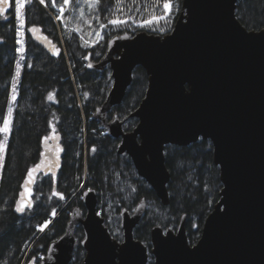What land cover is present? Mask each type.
<instances>
[{"label": "water", "instance_id": "95a60500", "mask_svg": "<svg viewBox=\"0 0 264 264\" xmlns=\"http://www.w3.org/2000/svg\"><path fill=\"white\" fill-rule=\"evenodd\" d=\"M13 1L0 16L10 12ZM238 1L182 0L169 34H117L98 62L90 55L85 60L88 70L109 68L112 77L92 119L109 137L121 139L117 154L130 158L162 206L170 203L165 147L210 141L222 187L198 241L189 243L183 214L175 230L151 228L148 252L134 235L147 209L142 198L133 211H120L118 242L98 213L96 191L86 189L81 197L85 214L73 207L63 234L48 245L45 256L39 261L32 256L26 264H70L77 247L85 251L81 264H148L149 255L154 264H264V28L242 26L236 16ZM26 33L50 57L63 53L42 27L30 26ZM136 68L145 72L147 89L130 115L137 119L136 127L125 132L117 115L108 120V113L121 105ZM56 134L59 140L41 139L39 160L28 168L40 165L31 183H25V173L13 207L19 217L33 209L39 177H51L52 196L64 199L53 195V190L60 193L57 180L64 154L62 135ZM49 161L56 166L49 168ZM18 201L32 206L16 211ZM78 228L81 240L75 235Z\"/></svg>", "mask_w": 264, "mask_h": 264}, {"label": "trees", "instance_id": "16d2710c", "mask_svg": "<svg viewBox=\"0 0 264 264\" xmlns=\"http://www.w3.org/2000/svg\"><path fill=\"white\" fill-rule=\"evenodd\" d=\"M164 2L99 0L84 19L76 16L79 2L71 0L65 7V27L60 30L62 47L57 39L56 25L47 12L52 10L51 0H45L43 5L38 0H32L31 4L26 0L23 8L25 30L33 25L42 27L43 32L63 48L58 58L50 57L27 33L24 51H17L14 13L10 11L0 16V126L7 116L12 82L17 64L20 65L12 131L6 139L5 167L0 177V264H24L32 256L39 260L37 254H45L48 245L63 234L71 206L84 212L78 193L81 187L94 189L98 202L110 203L117 213L123 208L130 211L145 198L147 209L134 235L147 245L153 226L176 227L183 214L187 216L189 243L195 242V234L219 200L222 187L210 141L199 140L186 147H165L166 166L171 175L167 185L170 203L162 206L153 190L137 175L130 159L117 155L119 141L104 134L105 130L92 119L95 110L103 104L111 82L107 72L102 74L87 69V56L98 62L113 36L125 32L134 34L137 32L134 30H138L133 24L112 26L110 20L133 17L140 22L159 17L164 14ZM167 2L173 4V9L161 22L162 35L171 32L182 8V0ZM62 4L63 0H57V5ZM236 16L247 30L264 28V0H239ZM101 24L105 25L103 39L98 45L89 47L85 39L91 40ZM146 89L147 76L141 68H136L123 102L114 108V113L120 117L129 116L138 107ZM49 94L52 99L48 98ZM136 124V119L129 118L123 128L132 131ZM53 127L62 135L64 146L57 180V189L64 199L52 196L51 177L40 178L33 209L19 217L13 207L20 185L28 168L39 160L41 139L51 134ZM3 138L4 134L0 133V142ZM93 147L96 148L94 153ZM53 209L55 216L51 215ZM45 220L51 224L41 232L38 225ZM75 235L81 240L82 230L78 228ZM83 257L84 250L77 247L70 264H81Z\"/></svg>", "mask_w": 264, "mask_h": 264}, {"label": "rangeland", "instance_id": "374dc122", "mask_svg": "<svg viewBox=\"0 0 264 264\" xmlns=\"http://www.w3.org/2000/svg\"><path fill=\"white\" fill-rule=\"evenodd\" d=\"M26 1V0H25ZM88 3H89V0H79V4H78V13L76 16H80V17H83L84 19L87 18V16L89 15V12L92 8H90L88 6ZM170 4V9L168 11V16L171 14L172 12V9H173V4L172 3H169ZM51 5H52V0H51ZM60 5H57V7H53L52 6V10H47L49 16L51 17V19L53 20L54 24L56 25V29H57V39L60 43V45L63 47V41H62V35H61V28L62 27H65V20L64 18L63 19H58L57 17L60 15L59 12H58V7ZM68 6V5H67ZM65 6V7H67ZM96 6V5H95ZM95 8V7H94ZM81 10H83V16H81ZM164 10V9H163ZM11 11L14 13V16H15V0L13 1V4H12V8H11ZM23 12H24V9L22 8L21 9V15L23 16ZM65 13V12H64ZM115 14L117 15V11L115 12ZM123 16V15H121ZM121 16H117V17H121ZM162 16V15H161ZM167 16V17H168ZM156 17V16H155ZM160 17V16H159ZM166 17V18H167ZM119 20H124V21H127V23L125 24H121L120 26L122 25H128V26H131V24L135 25V27L138 29V30H134V31H137L136 33L138 32H146L148 34H155V33H161L159 31L160 27H161V22L165 19H159L153 23H151L150 25H147L145 24V21H140L138 22L135 18L133 17H122L120 18ZM151 20V19H149ZM147 21V20H146ZM175 24V23H174ZM113 26V25H112ZM115 27H118V26H115ZM172 31V30H171ZM100 33V35H94V37L90 40V39H85V41H88L87 45L89 47H92V46H96L99 44V42L102 40L100 37L102 36V28H100V30L98 31ZM77 33L80 35V32L77 31ZM125 33H128V32H125ZM136 33L134 34H130V35H135ZM25 34H26V30H25V25H21L18 21H17V29H16V37H17V40L21 41V43H18V46L19 48L25 46V40H24V37H25ZM129 34V33H128ZM155 35H160V36H164L161 34H155ZM84 41V42H85ZM58 43V42H56ZM15 81L16 83V90H15V95H16V91H17V88L19 86V81H20V70H19V75L17 76V72L15 73V76H14V79H13V82ZM13 82H12V85H13ZM13 95V88L11 86V94H10V99H9V107L12 108V114L14 112V109H15V103H16V99L13 101L11 99ZM136 110V109H135ZM134 110V111H135ZM133 111V112H134ZM132 112V113H133ZM8 114V112H7ZM136 119V118H135ZM1 142L5 143L6 144V147H7V142L5 140V138H3L1 140ZM3 170V169H2ZM2 170H0V177H1V173H2ZM82 188L79 189L78 193L80 192V199L82 197ZM70 203V202H69ZM69 203L67 205H69ZM66 207V206H65ZM75 207V206H74ZM73 206H71V209H70V212L71 213V210H72ZM135 208V207H134ZM134 208H132L130 211H133ZM97 209L98 210V213L99 215L104 219V224L105 226L108 228V231L110 232L111 236L117 240L118 242H121L122 241V229H121V226H120V218H119V213L116 212V209L110 205V203L108 202H98V205H97ZM66 213H68L66 211ZM85 214V210H84V213ZM51 224V223H50ZM49 224V225H50ZM48 225V226H49ZM169 229L171 230H174L175 227H168ZM47 229V228H46ZM45 229V230H46ZM165 229V228H164ZM44 230V231H45ZM200 234H201V227L197 230V233L195 234V242L192 243V245H194L198 239L200 238ZM147 249H148V252L150 250V240H149V245L143 243ZM45 254H41V253H38L37 254V258L39 259L40 257H44ZM36 258V257H35ZM30 258L28 257L26 262L24 264H26L28 262ZM153 257L151 255H149L148 257V264H150L151 262L153 263ZM39 261V260H38ZM154 264V263H153Z\"/></svg>", "mask_w": 264, "mask_h": 264}, {"label": "snow or ice", "instance_id": "6c2138e0", "mask_svg": "<svg viewBox=\"0 0 264 264\" xmlns=\"http://www.w3.org/2000/svg\"><path fill=\"white\" fill-rule=\"evenodd\" d=\"M38 2L40 4H45V0H38ZM71 2V0H63V4L60 5L58 7V12H59V16L57 17L58 19H63L64 17V12H65V6L69 5ZM77 2H79V0H77ZM28 3L31 4L32 0H28ZM99 0H89L88 6L90 8H94L95 5H98ZM0 4H2L4 7L0 8V12H4L7 11L8 7L10 6V0H0ZM25 6V0H15V19L21 24L23 25L25 23V18L21 15V9L24 8ZM52 6L53 7H57V0H52ZM163 9H164V14L160 17H152L151 20H147L145 21V24L150 25L151 23L159 20V19H165L168 16V11L170 9V4L167 2V0H165V2L163 3ZM81 16H83V10H81ZM96 19H99V17H97ZM109 23H111L113 26H120L121 24H125L127 23V21L124 20H119V19H113L110 20ZM101 28H104L105 25L101 24L100 25ZM36 28H31L30 31H36ZM78 30V29H77ZM96 35H100L99 32L96 33ZM101 39H103V37H100ZM81 39H83V37H81ZM17 43H21V41L17 40ZM88 41H85V44H87ZM17 51H24V48L21 47L19 49H17ZM59 54V53H57ZM29 67H31V65H28ZM89 67H91V64H89ZM19 69H20V65L17 64V76L19 75ZM13 88V95L11 97V99L14 101L16 99V95H15V90H16V83L15 81L13 82L12 85ZM49 99H52V95L49 94ZM12 108L9 107L8 108V114L7 116L3 119V123L2 126H0V133H3L5 136V140L7 139L8 135L11 134L12 131ZM52 135H47L44 137L45 141H48L49 139H55V140H59V135L56 134V129L55 127L52 128ZM62 151V149L58 148L57 152ZM91 151L94 153L96 151V148L93 147L91 149ZM5 156H6V144L3 142H0V170H2L5 167ZM56 159H59V156L57 155ZM49 168L54 167L56 165L53 164V162L49 161ZM40 167V165H35L34 168L29 169L27 171V177L28 179L26 180V184L31 183L32 179H33V174L34 172ZM53 175V179L55 178V173L52 174ZM88 191H91V189H89ZM53 195L54 196H59V198L63 199V194L56 192L55 190H53ZM17 208L16 211H23L25 208L27 207H31L32 204L31 203H25V204H20V202H17ZM52 216L56 215V211L55 209L52 210L51 212ZM51 223V221L49 220H45L43 224L38 225V230L43 232L48 225Z\"/></svg>", "mask_w": 264, "mask_h": 264}, {"label": "flooded vegetation", "instance_id": "af4514ba", "mask_svg": "<svg viewBox=\"0 0 264 264\" xmlns=\"http://www.w3.org/2000/svg\"><path fill=\"white\" fill-rule=\"evenodd\" d=\"M105 72H107L108 73V76H109V78H110V82H111V84H112V77H111V71H110V69L109 68H107V69H105L103 72H101L102 74L103 73H105ZM111 84H110V88H111ZM129 88V87H128ZM110 90V89H109ZM127 92V91H126ZM126 95V94H125ZM123 102V101H122ZM122 104V103H121ZM120 106V105H119ZM117 107V106H116ZM116 107H114V108H116ZM112 109V111L110 112V113H108V120H111V118L113 117V115H117V117H118V119L123 123V125H122V127H124V125H125V123L128 121V119L129 118H133V117H130V115L132 114H130L129 116H125V117H120L117 113H114V110L115 109ZM135 119V118H134ZM137 120V119H136ZM138 122V121H137ZM100 125V124H99ZM137 125V124H136ZM101 126V125H100ZM101 128H102V126H101ZM103 129V128H102ZM104 130V129H103ZM123 130H124V128H123ZM125 131V130H124ZM125 132H131V131H125ZM104 134H106V135H108V132L105 130V132H104ZM111 138V137H110ZM114 139V138H113ZM115 140H118L119 142H118V144L120 143V141H121V139H115ZM118 144H117V146H118ZM116 153H117V148H116ZM164 154H165V151H164ZM118 155V154H117ZM120 156V155H119ZM122 157H128V156H122ZM129 158V157H128ZM130 159V158H129ZM131 161V160H130ZM133 165V164H132ZM134 167V166H133ZM40 178H42V177H39V180H40ZM83 191L84 190H86V189H82ZM82 191V192H83ZM97 200H98V198H97ZM213 209V208H212ZM212 211V210H211ZM84 213V212H83ZM69 216H70V213H69ZM186 219H187V216H186ZM206 219V218H205ZM180 220V219H179ZM178 223H179V221H178ZM178 223H177V225H178ZM177 225H176V227H177ZM203 225V224H202ZM176 227H175V229H176ZM185 227H186V221H185ZM202 228V227H201ZM174 229V230H175ZM84 256H85V251H84ZM83 259H84V257H83ZM83 259H82V261H83ZM82 261H81V263H82Z\"/></svg>", "mask_w": 264, "mask_h": 264}]
</instances>
